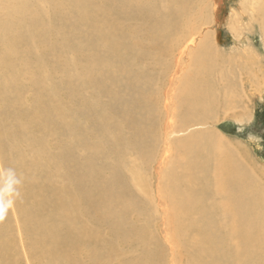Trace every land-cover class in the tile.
<instances>
[{
  "label": "bare ground",
  "instance_id": "1",
  "mask_svg": "<svg viewBox=\"0 0 264 264\" xmlns=\"http://www.w3.org/2000/svg\"><path fill=\"white\" fill-rule=\"evenodd\" d=\"M221 7L0 0V165L24 179L0 264H115L132 236L126 264H264V170L197 128L252 94L255 75L233 80L204 32ZM223 22L264 31V0L234 3ZM131 212L146 222L138 237Z\"/></svg>",
  "mask_w": 264,
  "mask_h": 264
},
{
  "label": "rangeland",
  "instance_id": "2",
  "mask_svg": "<svg viewBox=\"0 0 264 264\" xmlns=\"http://www.w3.org/2000/svg\"><path fill=\"white\" fill-rule=\"evenodd\" d=\"M240 1L241 0H222L221 10L223 11V16L221 17V21H216L214 19V11L212 10V8L211 10L206 9L209 14H206V24L203 25V28L204 32L208 34V36L210 35V42H212V45L216 43L217 50L220 51L222 55H224L222 67H224L227 71H230V68H236L238 70L235 71V73L231 76L233 80L241 84L243 83V77L255 75L252 78V84H248L247 86V88L251 89V97H244V89L241 90V96L239 97L241 102L239 103L240 105L234 109L235 111L232 110V112L230 113H222L216 120H213L212 122H209L204 126H198L197 128L201 129L203 127L204 131L206 128H208L216 133L220 138L225 140L227 138V148H230L233 151H235L234 148L236 146H240L244 150L247 148L245 151L248 155L249 160L258 163V168L259 170L262 169L260 170L262 172L264 170V31L257 23L250 28L248 27V31L245 28L241 30H232L230 29V26L228 24H225V22H223V18H227L230 12V7L233 6L234 3H238ZM219 34L221 35V40L219 39L218 41L217 37L219 36ZM69 35V30H66L64 31V34L60 33L59 37L61 41H63ZM233 36L239 38L242 37L241 42L244 41V46H238V43L237 45H235L233 39H231ZM85 38L86 39H81V42H92L89 35L85 36ZM226 61L228 62L226 63ZM246 62H251L247 68ZM241 66L244 68H240ZM245 68L246 71L244 72V74H242ZM253 87H255L256 89L253 90ZM234 113L235 115H233ZM228 119H235L239 123V126H236V129L233 133L224 132L218 126L220 123ZM222 134L225 135V138L222 136ZM21 194L23 195V192H21ZM114 201V203L112 204L113 207H116V205L119 203V199H115ZM52 210L53 207H51L50 211ZM128 216L133 217L139 222L135 223V225L137 226V231L134 234L136 237H138V235L140 234L139 231L141 229V226L142 228H144L146 222H144V219H140L135 212L129 213ZM99 226L100 225L96 226L97 229H99ZM101 231L103 235H105L107 232L103 228H101ZM13 236L14 238H16L14 242L20 239L16 231ZM101 238L103 237L101 236ZM129 241L130 243L126 245L127 248H125V253L122 254L123 256L127 254L128 257L126 259L128 260H126V262L124 260L119 261L123 257L121 255L115 261V264H126L128 261L134 259L139 254V241H137V239H135L133 236ZM18 243L20 242H17V244ZM18 246H21V244H18ZM19 248L21 249V247ZM127 249L129 250L127 251ZM24 261L25 262L23 264H28L26 263L27 260ZM179 264L187 263L179 262Z\"/></svg>",
  "mask_w": 264,
  "mask_h": 264
},
{
  "label": "clouds",
  "instance_id": "3",
  "mask_svg": "<svg viewBox=\"0 0 264 264\" xmlns=\"http://www.w3.org/2000/svg\"><path fill=\"white\" fill-rule=\"evenodd\" d=\"M24 179L14 167L0 165V222H3L9 212L21 199V188Z\"/></svg>",
  "mask_w": 264,
  "mask_h": 264
},
{
  "label": "water",
  "instance_id": "4",
  "mask_svg": "<svg viewBox=\"0 0 264 264\" xmlns=\"http://www.w3.org/2000/svg\"><path fill=\"white\" fill-rule=\"evenodd\" d=\"M221 130L227 133H233L236 129V125L231 121H224L218 125Z\"/></svg>",
  "mask_w": 264,
  "mask_h": 264
}]
</instances>
